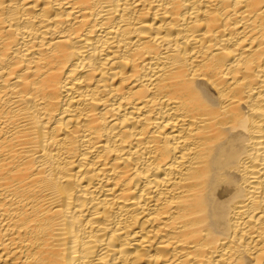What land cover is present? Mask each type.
I'll use <instances>...</instances> for the list:
<instances>
[{
    "label": "bare ground",
    "instance_id": "bare-ground-1",
    "mask_svg": "<svg viewBox=\"0 0 264 264\" xmlns=\"http://www.w3.org/2000/svg\"><path fill=\"white\" fill-rule=\"evenodd\" d=\"M0 264H264V0H0Z\"/></svg>",
    "mask_w": 264,
    "mask_h": 264
}]
</instances>
